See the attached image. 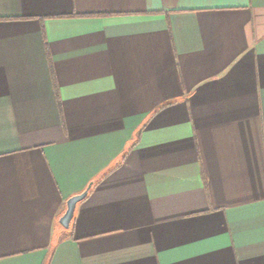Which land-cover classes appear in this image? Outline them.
I'll use <instances>...</instances> for the list:
<instances>
[{
  "label": "crops",
  "instance_id": "crops-1",
  "mask_svg": "<svg viewBox=\"0 0 264 264\" xmlns=\"http://www.w3.org/2000/svg\"><path fill=\"white\" fill-rule=\"evenodd\" d=\"M0 264H264V0H0Z\"/></svg>",
  "mask_w": 264,
  "mask_h": 264
},
{
  "label": "water",
  "instance_id": "water-1",
  "mask_svg": "<svg viewBox=\"0 0 264 264\" xmlns=\"http://www.w3.org/2000/svg\"><path fill=\"white\" fill-rule=\"evenodd\" d=\"M92 184L90 183L88 187L81 193L73 195L67 200L66 203V210L64 214L60 218V223L63 227L69 228L71 225V222L74 218L75 211L77 208V205L88 195V192L91 188Z\"/></svg>",
  "mask_w": 264,
  "mask_h": 264
}]
</instances>
